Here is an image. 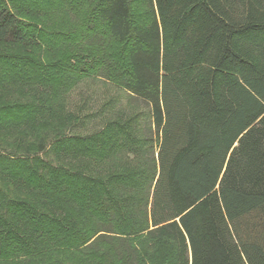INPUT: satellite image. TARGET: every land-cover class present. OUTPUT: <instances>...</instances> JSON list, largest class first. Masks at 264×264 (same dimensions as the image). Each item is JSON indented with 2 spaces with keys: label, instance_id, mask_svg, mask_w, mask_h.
I'll return each mask as SVG.
<instances>
[{
  "label": "trees",
  "instance_id": "trees-1",
  "mask_svg": "<svg viewBox=\"0 0 264 264\" xmlns=\"http://www.w3.org/2000/svg\"><path fill=\"white\" fill-rule=\"evenodd\" d=\"M19 1L0 0V264H142L143 240L170 248L155 264H264V0H91L66 48ZM102 73L148 106L156 152L69 135L66 95Z\"/></svg>",
  "mask_w": 264,
  "mask_h": 264
},
{
  "label": "rangeland",
  "instance_id": "rangeland-1",
  "mask_svg": "<svg viewBox=\"0 0 264 264\" xmlns=\"http://www.w3.org/2000/svg\"><path fill=\"white\" fill-rule=\"evenodd\" d=\"M5 1L9 2V0ZM20 1L21 4L24 3V5H26L23 10L32 12L31 16H27V19L32 22L34 21L32 24L43 31V33L40 34L46 37L48 36L49 40L47 42L53 41L52 39L54 38V42L58 43V47L66 48L67 45L74 44V39H77V37L81 35L79 28L87 18L90 11L89 2L91 0ZM50 1L52 4H50ZM132 1H134L133 6L137 9L136 2L138 1L137 3H139L141 0ZM29 6L40 7L43 10L40 11V13V8H37V11L34 12ZM143 17L144 8H141L140 11L136 10L134 19L136 21L142 20ZM56 32H62L63 34L57 37L53 35ZM47 42L44 44L40 43L42 49L47 45ZM107 44L108 43H106V45ZM110 45L107 49L108 52L115 49L111 48ZM2 51H5L4 47H0V53ZM16 53L17 54L12 53L11 55H17L21 58L31 57L33 61L36 60L38 63L39 61H43L44 64L57 60V58L60 57L58 54L48 53L45 50H34L33 47H23L19 49V51H16ZM50 71L52 72V69H50ZM66 98H68L66 100L68 101L69 110L74 112L77 117V120L72 122L73 126H71L69 132L70 136L86 139L108 128V131L116 128V130H120L117 137L121 136L120 133H122V136H124V134L125 136L129 134L132 137L134 136L137 140H141V151L146 146L147 148L150 146L155 152L157 151V142L154 137H151L153 138V140H151L153 141L152 143L144 142L146 139L150 138L149 135H152L150 110L148 106L140 102L136 104L131 99L128 92L113 81L108 80L103 73L100 77H95L94 75L86 76L83 80L79 81L75 87L71 88ZM128 121L129 124L131 123V129L128 128ZM126 157L134 158V154H128ZM121 158L117 157L114 160H108L102 167L108 172H110L112 168L123 169L126 167V163L124 162V158ZM144 167L143 155H140L139 160L133 162L131 166L134 170H139ZM133 244L136 245L137 250H139V259L142 264H155L156 261H159L163 257L164 252L170 251V248L164 244L153 243L146 240L137 241L136 243L133 242Z\"/></svg>",
  "mask_w": 264,
  "mask_h": 264
}]
</instances>
